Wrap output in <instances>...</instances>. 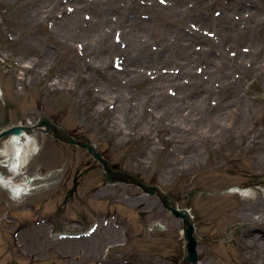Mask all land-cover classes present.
<instances>
[{"label":"rangeland","instance_id":"374dc122","mask_svg":"<svg viewBox=\"0 0 264 264\" xmlns=\"http://www.w3.org/2000/svg\"><path fill=\"white\" fill-rule=\"evenodd\" d=\"M73 1L0 0V131L50 120L188 208L200 264H264V216L251 226L257 254L247 262L236 245L240 221L228 219L248 191L264 197V0H79L98 20L81 8L76 18ZM124 26L139 30L141 55L164 60L125 78L119 53L99 54L104 37L124 49ZM192 37L202 61L194 53L184 60L180 47ZM165 78L179 86L162 85ZM194 135L223 139L199 145L197 167ZM255 137L259 147L248 151ZM20 146L22 156L8 162L0 140V264H182V222L156 197L106 182L101 163L51 133L35 131ZM17 227L19 253L32 251L33 260L12 248L7 233ZM100 247L101 257L93 253Z\"/></svg>","mask_w":264,"mask_h":264},{"label":"bare ground","instance_id":"6f19581e","mask_svg":"<svg viewBox=\"0 0 264 264\" xmlns=\"http://www.w3.org/2000/svg\"><path fill=\"white\" fill-rule=\"evenodd\" d=\"M73 3L76 5V7H78L76 10V18L78 17L77 14L80 10L79 8H81V9H86V10L91 11L92 14L95 16L94 18H96L97 20L99 19L100 13L95 12V10H92L90 7L91 5L89 3H86V2L81 3V1H79V0L73 1ZM200 5H201V3H200ZM100 7H102V5ZM237 12H241V13L242 12H250V14H253L254 16H256L258 14L256 9L246 8L245 6H241ZM76 21L77 20H74V19L70 20V18H67V19H65L64 24L65 25L75 24L74 27L77 28L79 26V24L77 25ZM255 24H256V28L258 30H260V31L263 30L260 23H255ZM222 27H224L226 29H232V25L230 23H225ZM183 32H184V30H183ZM135 33H140L136 27L130 28L129 26L128 27L124 26L123 32H121V35H120L121 39L125 40L124 42L126 43V46L124 47V49H120L119 46L115 43H110L106 37L101 39L102 49H100V52H99L100 56L101 57H104V56L109 57V55H111L113 52L119 53L120 58H119V60L118 59L117 60H118V62L120 61L119 65L122 67V70H123V72L121 74L125 78H131V77L142 75V74H140L139 68H141L145 65L155 66L158 62L164 60V58H165V54L161 53V52L160 53L154 52V56L152 59H147L144 57V56H147L148 53H142V55H143L142 56L140 54V52H141L140 48L142 46V43L140 42L138 35H136ZM195 40L192 37L186 43L184 42V46L180 47L185 52V59L184 60L189 61L192 53H194V55H196V57H198V61H202L199 53L193 51L190 47V45H192V43ZM87 45L88 44L86 43V47H87ZM92 47L93 46H89V50H91ZM94 52L97 53V51H94ZM207 64H208V62H207ZM112 75H113V77H118L119 73L113 71ZM175 80L170 81L168 78H165V79H163L162 85L174 83V85L177 87V86H179V82H176ZM108 98H111V97L108 95ZM228 98L230 101H232L233 97H228ZM112 100H115L116 102L119 103L120 97L117 96V94H116L115 96L112 97ZM106 101L107 100L101 101L100 106H102L104 108ZM227 102L229 103V101H225L221 104L220 110L224 109L226 104L228 105ZM116 106L118 107L120 105L116 104ZM42 129H43V127H42ZM29 136H31V135L26 133V132H23L21 135H18V136L13 135V136L5 138L4 139L5 146H7L6 148L9 152L7 154H5L4 152L3 153L1 152L0 153L1 156L4 157V154H5L6 157H8V160H7L8 162H10V161L12 162V160H14V158L16 159V157H17L16 155H18V153H20V157H21L23 152H21L22 151L20 149L21 146L17 148V144L21 143L22 140L27 139V137H29ZM222 142H223V139H219L217 136H213V135H202V136L197 135V136H195L194 135L190 139V162H191V166L197 167L200 164V161L202 160L200 158V154H199V149H198L199 145H203V146L205 145L206 147H208V146L212 147L215 143H218L219 145L222 146L223 145V144H221ZM259 142H260L259 137L251 138V144L248 148V151H251L255 147L257 149L259 147ZM31 156L32 155H30L29 158ZM263 156H264V151H263ZM261 158H263V157H261ZM24 160L20 163V165L18 166V168L15 171L11 172V174L13 175V177H12L13 179L16 176L21 174V170L24 167L23 166ZM261 162L259 160L256 163L259 165V164H261ZM256 167H258V166L256 165ZM19 187H21V186L19 185ZM245 194L247 195L246 198L238 200L239 206H240V207L238 206L236 208V210L238 212L233 214V210H232V212L229 213V215H228L229 221H234V222L240 221L239 227L236 230H234V232H236V231L239 232V235H238L239 237L236 241V245L238 246L237 249H238V252L240 255V259L243 262H247L248 257L252 256V254H254V253L257 254V249L254 248V246H252L250 244V242H247V240H251L252 243H253V241L256 242V240L258 239L257 236L250 235V231L252 228L251 226H253L254 224L263 225L262 217L264 216V207H263L264 197H263V195L255 193V192H251V191L250 192L248 191ZM18 227H20V226H18ZM18 227L7 233L9 235V240L11 241L12 248L14 249V252H16V253L21 252V245L19 242L16 241L17 232L19 230ZM38 230L41 231L42 233L45 232L43 227L38 228ZM36 233L40 234L39 232H36ZM113 234L114 233L110 229H107V233H106L107 237H110ZM261 237H262L263 242H264V235H262ZM262 246L263 245H261V248H262L261 251L264 250V248ZM93 249L95 250L93 252L94 255L96 254V256L101 257L103 248L100 247L97 249H95V248H93ZM109 251H110V249H109ZM19 255L25 259L33 260V258H35L34 252H32V251H29V252H26L23 254L19 253ZM107 258L104 260L107 261ZM104 260H102V264H106V262H104ZM197 264H200V263L198 262Z\"/></svg>","mask_w":264,"mask_h":264},{"label":"water","instance_id":"95a60500","mask_svg":"<svg viewBox=\"0 0 264 264\" xmlns=\"http://www.w3.org/2000/svg\"><path fill=\"white\" fill-rule=\"evenodd\" d=\"M41 127H45V129H42ZM34 130H40L43 133H52L53 136L56 139L60 140L61 142L70 145H75L82 149L87 150V152L95 160L99 161L103 165L105 171L107 172V174L104 175L107 182L119 181V182L131 183L141 188L143 192L151 196L154 195L157 196L162 204V207L165 210L169 211L176 219L182 220L183 235L186 241V245L184 247L186 255L182 260V263L197 264L198 257L196 251V239L193 237L194 227L188 210L179 209L171 198L162 197V195L159 193V190L155 186H144L131 175L122 172L113 171L109 167L108 161L104 159L102 155L95 150V147L92 144L72 138L66 131L50 123L47 119L41 118L39 120L38 127L35 128ZM22 131H25L27 133L33 132V130L29 128H24L20 126L12 127L10 129L0 132V139L10 135H20Z\"/></svg>","mask_w":264,"mask_h":264},{"label":"snow or ice","instance_id":"6c2138e0","mask_svg":"<svg viewBox=\"0 0 264 264\" xmlns=\"http://www.w3.org/2000/svg\"><path fill=\"white\" fill-rule=\"evenodd\" d=\"M162 2H163V0H162Z\"/></svg>","mask_w":264,"mask_h":264}]
</instances>
